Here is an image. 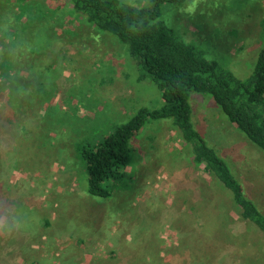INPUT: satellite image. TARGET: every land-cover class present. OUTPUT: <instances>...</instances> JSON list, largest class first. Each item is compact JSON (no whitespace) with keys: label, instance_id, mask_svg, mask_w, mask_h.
<instances>
[{"label":"rangeland","instance_id":"1","mask_svg":"<svg viewBox=\"0 0 264 264\" xmlns=\"http://www.w3.org/2000/svg\"><path fill=\"white\" fill-rule=\"evenodd\" d=\"M32 5L45 11L57 39L38 30L40 54L31 66L50 69L45 86L58 91L39 108L0 102V264H264V236L240 218L203 166H194L168 120L142 128L128 168L131 188L122 184L108 200L85 192L75 145L111 132L139 109H160L163 100L152 82L138 79L129 50L88 30L65 0ZM160 20L238 79L252 73L264 0L166 3ZM189 103L194 128L264 215V151L209 97L191 94Z\"/></svg>","mask_w":264,"mask_h":264},{"label":"trees","instance_id":"2","mask_svg":"<svg viewBox=\"0 0 264 264\" xmlns=\"http://www.w3.org/2000/svg\"><path fill=\"white\" fill-rule=\"evenodd\" d=\"M186 1L149 0V5L141 8L120 0H65L68 13L80 17L88 30L105 34L129 50L140 69L138 79L152 82L163 100L160 109H139L111 132L90 134L75 145L82 185L89 196L105 200L122 191V184L131 188L128 168L134 166V145L142 128L149 121L168 120L183 144L189 146L194 166H203L209 178L231 197L240 218L264 236L263 213L248 199L224 159L194 128L189 103L191 94L209 97L240 134L264 151V22L252 73L240 80L206 59L194 45L177 38L160 20L162 5ZM48 21L42 7L33 6L32 0H0V102L6 108H22L23 100L26 106L37 104L39 108L42 100L58 91L55 86H45L50 69L39 72L31 66L40 54L36 47L38 30H51L57 39Z\"/></svg>","mask_w":264,"mask_h":264},{"label":"crops","instance_id":"3","mask_svg":"<svg viewBox=\"0 0 264 264\" xmlns=\"http://www.w3.org/2000/svg\"><path fill=\"white\" fill-rule=\"evenodd\" d=\"M184 206V205H183ZM181 206H178V209H180ZM195 209L191 210V211H188V214L191 215V213H194ZM193 246V245H191Z\"/></svg>","mask_w":264,"mask_h":264}]
</instances>
